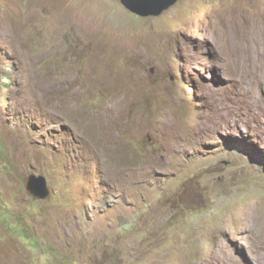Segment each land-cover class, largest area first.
<instances>
[{
	"label": "rangeland",
	"instance_id": "obj_1",
	"mask_svg": "<svg viewBox=\"0 0 264 264\" xmlns=\"http://www.w3.org/2000/svg\"><path fill=\"white\" fill-rule=\"evenodd\" d=\"M0 264H264V0H0Z\"/></svg>",
	"mask_w": 264,
	"mask_h": 264
},
{
	"label": "water",
	"instance_id": "obj_2",
	"mask_svg": "<svg viewBox=\"0 0 264 264\" xmlns=\"http://www.w3.org/2000/svg\"><path fill=\"white\" fill-rule=\"evenodd\" d=\"M178 0H121L131 12L141 17L159 16ZM26 189L35 199L45 200L50 196L47 181L43 176L31 175L26 180Z\"/></svg>",
	"mask_w": 264,
	"mask_h": 264
},
{
	"label": "bare ground",
	"instance_id": "obj_3",
	"mask_svg": "<svg viewBox=\"0 0 264 264\" xmlns=\"http://www.w3.org/2000/svg\"><path fill=\"white\" fill-rule=\"evenodd\" d=\"M261 223V222H260ZM251 224V223H250ZM261 224H263V223H261ZM261 227L263 226V225H260ZM259 227V226H258ZM259 230H260V228H259ZM256 231H258V230H256Z\"/></svg>",
	"mask_w": 264,
	"mask_h": 264
}]
</instances>
